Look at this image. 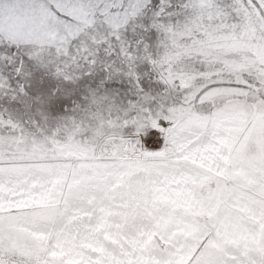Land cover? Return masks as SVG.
<instances>
[{"label": "snow or ice", "instance_id": "1", "mask_svg": "<svg viewBox=\"0 0 264 264\" xmlns=\"http://www.w3.org/2000/svg\"><path fill=\"white\" fill-rule=\"evenodd\" d=\"M0 264H264V0H0Z\"/></svg>", "mask_w": 264, "mask_h": 264}]
</instances>
